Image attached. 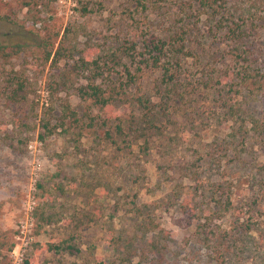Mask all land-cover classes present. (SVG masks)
<instances>
[{
    "label": "rangeland",
    "instance_id": "obj_1",
    "mask_svg": "<svg viewBox=\"0 0 264 264\" xmlns=\"http://www.w3.org/2000/svg\"><path fill=\"white\" fill-rule=\"evenodd\" d=\"M142 1L0 0V46L33 45L0 54V70L28 81L20 102L0 93V264H264V0H225L217 12ZM129 23L183 35V73L165 93L160 70L143 69L99 110L76 94L85 79L71 64L120 54ZM44 41L69 57L44 62ZM115 69L105 81L117 87ZM53 80L66 81L57 95ZM140 95L176 101L146 153L114 128L129 132ZM61 98L80 130L61 120Z\"/></svg>",
    "mask_w": 264,
    "mask_h": 264
},
{
    "label": "trees",
    "instance_id": "obj_2",
    "mask_svg": "<svg viewBox=\"0 0 264 264\" xmlns=\"http://www.w3.org/2000/svg\"><path fill=\"white\" fill-rule=\"evenodd\" d=\"M137 3H142V0H136ZM225 0H201V4L212 11H218L217 7L222 9ZM142 5V4H141ZM215 6V7H214ZM130 24V33L132 37L127 39L121 46V53H109L103 58L99 56H84L83 54L74 60L71 64L70 72L81 74L85 79L82 83L75 87V92L79 98L83 100H90L92 105L99 110L109 111L113 110L114 102L120 99L121 93L126 94L131 90V85L135 82L136 73L143 69H159L161 72L162 83L165 84V93L170 92V88L178 83V76L182 74L181 58L188 55L190 51H186V38L183 35H176L177 33H165L163 35H155L153 33L141 32L133 29V23ZM176 32V31H175ZM141 42L139 47L138 43ZM31 43H15L10 46H0V54L4 56L17 55L31 49ZM37 47L42 48L44 62L57 64L64 58L69 57L68 47L59 42L56 48L46 41L36 44ZM9 50L6 51V48ZM118 50V47H117ZM126 58V59H125ZM125 59V61H124ZM122 66L125 79L120 81L119 86H112V80L106 83L111 74H116V67ZM134 67V68H133ZM133 68V69H132ZM0 93L4 95L6 104L9 102H20L25 99L27 92V79L21 76V73L15 71L0 70ZM23 78V80H22ZM106 79V81H105ZM105 81V82H104ZM66 81H51L49 92L57 95L66 88ZM171 84V86H169ZM162 93L161 96H163ZM181 94V93H180ZM160 96L158 103H152L150 96L140 95L136 97L135 101L138 107L141 108L142 113L140 117L131 116L129 123V132L124 133L123 127L120 123H116L114 128L116 134L121 137L126 136L131 143L133 139L141 138L143 142L139 145L142 152L150 148V137L152 134H163L162 123L160 117L167 116L168 108L174 105V102L169 95L163 101ZM176 100V98H175ZM176 104V103H175ZM60 106L62 108L61 120L68 118L79 130L82 128L79 118L71 109L66 98H61ZM170 114L172 111H169ZM160 116V117H159ZM92 120V117H90ZM169 117H167L168 120ZM119 120V119H117ZM104 123L106 121H103ZM153 130V131H152ZM52 131V130H50ZM128 136H132L130 139ZM53 248H60V245H53ZM68 248L78 251L77 248L68 246ZM22 264H30L28 259H24ZM123 264V263H119Z\"/></svg>",
    "mask_w": 264,
    "mask_h": 264
},
{
    "label": "built area",
    "instance_id": "obj_3",
    "mask_svg": "<svg viewBox=\"0 0 264 264\" xmlns=\"http://www.w3.org/2000/svg\"><path fill=\"white\" fill-rule=\"evenodd\" d=\"M19 260H21V258H19Z\"/></svg>",
    "mask_w": 264,
    "mask_h": 264
}]
</instances>
